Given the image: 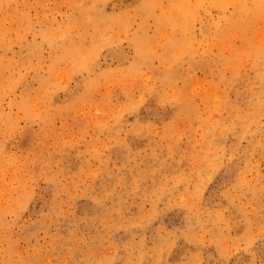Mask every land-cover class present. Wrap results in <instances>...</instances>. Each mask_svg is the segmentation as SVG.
<instances>
[{
    "label": "rangeland",
    "instance_id": "rangeland-1",
    "mask_svg": "<svg viewBox=\"0 0 264 264\" xmlns=\"http://www.w3.org/2000/svg\"><path fill=\"white\" fill-rule=\"evenodd\" d=\"M14 1L0 264H264V0Z\"/></svg>",
    "mask_w": 264,
    "mask_h": 264
},
{
    "label": "bare ground",
    "instance_id": "bare-ground-1",
    "mask_svg": "<svg viewBox=\"0 0 264 264\" xmlns=\"http://www.w3.org/2000/svg\"><path fill=\"white\" fill-rule=\"evenodd\" d=\"M224 2H231L232 0H223ZM4 8L6 10H13L15 13V17L17 20L16 23L19 21L18 26L16 27L15 33L18 32H29V28L27 24V21L25 20L24 14L21 12L20 8H17V5L15 4L14 0H0V8ZM92 26H96V22L92 23ZM8 35V32L6 31V26L3 21H0V137H3L4 135H10L12 133V130L18 126L19 121H24V129L29 128L28 122L29 117L35 115L33 112V109L28 104V102L25 99H21L20 101H15L14 99H10L4 104V99L7 100V93L11 91L12 86L5 85L3 72L6 69V67L9 65L7 57H6V51L8 50V44L5 42V37ZM259 36V35H258ZM258 36L254 38V41L258 40ZM49 39V38H48ZM34 53L37 54V51L34 50ZM258 58L262 59L264 62V53H256L255 54ZM143 58V57H142ZM145 58V57H144ZM22 96V94H21ZM23 97V96H22ZM26 98V97H25ZM13 107H16L17 111L15 112V116L13 117L11 112L13 111ZM73 110V107L70 109ZM16 125V126H14ZM22 129V133H24L23 127H19ZM58 134H56L53 129L50 127V119L48 118V115H43L39 118V129L38 133H36V138L38 139L37 145L33 146L31 142V138L29 139L30 142H28V148L30 154L35 158L33 162H31L32 169L29 170L30 175H34L38 169H36L38 166H44L48 161V159H43L41 157V150L47 143V140L49 137L52 138V143L59 148V150H62L64 146H66L65 142L63 140H60V137H57ZM4 140V139H3ZM3 140L0 142V144H4ZM8 153L4 151L3 146L0 145V174L1 172H10V168L8 166ZM17 159H14L16 162ZM1 176V175H0ZM3 179L4 177L1 176ZM5 180V179H4ZM6 181V180H5ZM0 187L4 189L6 187V183L0 179ZM5 201L0 199V226L3 225V220L5 217V214L7 213H15L18 211L17 206V197H13L10 199V203L7 205H3ZM11 241V240H10ZM18 260L16 264H20Z\"/></svg>",
    "mask_w": 264,
    "mask_h": 264
}]
</instances>
